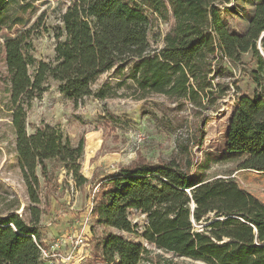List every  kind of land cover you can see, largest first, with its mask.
Listing matches in <instances>:
<instances>
[{
  "label": "trees",
  "instance_id": "trees-1",
  "mask_svg": "<svg viewBox=\"0 0 264 264\" xmlns=\"http://www.w3.org/2000/svg\"><path fill=\"white\" fill-rule=\"evenodd\" d=\"M39 1L0 0L10 94L4 107L16 132L18 163L31 203L27 223L17 213L18 202L7 203L0 196V264H44L42 197L45 189L49 199L60 169L77 187L89 183L79 162L85 140L74 146L46 123L28 133V112L32 102L49 90V79L78 106L90 97H113L105 88L94 90L95 83L117 65L134 63L129 78L139 100L162 95L204 111L215 107L223 91L216 83L223 63L241 65L250 55L256 65L250 72L256 91L237 100L225 152L243 156L239 170L264 173V0L243 34L230 31L223 18L222 7L232 0H74L61 16L50 63L34 55L40 25L32 19ZM155 17L171 19V25L163 47L151 51ZM191 167L190 159L184 164L175 158L150 163L139 157L100 180L92 211L95 223L119 232L103 240L101 262L145 261L150 250L127 240L123 235L127 233L164 253L203 264H264V204L234 178L194 181ZM132 213L146 217L142 232L132 222Z\"/></svg>",
  "mask_w": 264,
  "mask_h": 264
},
{
  "label": "rangeland",
  "instance_id": "rangeland-1",
  "mask_svg": "<svg viewBox=\"0 0 264 264\" xmlns=\"http://www.w3.org/2000/svg\"><path fill=\"white\" fill-rule=\"evenodd\" d=\"M141 2L142 0H135ZM74 0H41L32 22L37 21L40 30L34 37V55L38 60L53 62L55 59V34L61 26V16ZM260 0H232L222 7L224 21L230 31L246 32L255 8ZM39 18V19H38ZM171 25V19L164 21L153 18L150 32L151 51L163 47V38ZM0 33V196L7 203L17 201L18 214L30 223L31 203L24 184L16 153V132L7 108L9 83L3 56V39ZM264 38V37H263ZM262 38V39H263ZM262 47V43L260 44ZM134 63L117 65L103 74L94 85V90L105 88L113 97L100 100L95 97L85 99L75 106L58 89V83L48 80L49 90L32 102L28 112V133L42 123L59 129L70 138L74 146L85 140L84 155L80 159L81 173L89 183L77 187L67 171H58V182L49 193L43 192L44 214L40 229L43 244L51 250L53 244L69 239L83 232L90 240L89 248L71 250L67 245L51 251L48 260L62 264L57 254L74 259L71 264H99L103 240L110 233L119 234L95 223L90 214L98 184L101 179L112 176L123 166H128L139 157L150 163L160 160L178 159L182 164L192 162L191 174L194 181L217 178H234L242 190L252 194L264 204V173L239 170L243 156L225 152V137L237 100L243 96L252 97L256 85L251 78V70L256 68L250 55L244 57L241 65L223 63L218 71L216 83L223 89L215 107L200 111L189 102L182 104L162 95H153L139 100L136 87L129 78ZM163 120L159 123L153 115ZM186 148V149H185ZM49 200V202H48ZM48 202L49 208H45ZM6 203V204H7ZM6 205L3 206V209ZM131 220L139 226L140 232L146 225V217L132 213ZM124 237L143 244L150 254L142 264H203L190 259L174 257L152 246H147L140 237L123 233ZM87 256V257H86ZM45 264V263H44Z\"/></svg>",
  "mask_w": 264,
  "mask_h": 264
},
{
  "label": "built area",
  "instance_id": "built-area-1",
  "mask_svg": "<svg viewBox=\"0 0 264 264\" xmlns=\"http://www.w3.org/2000/svg\"><path fill=\"white\" fill-rule=\"evenodd\" d=\"M94 205H92L91 210H90V214H92ZM60 242H57L56 244H53L51 247V250L48 249H42V260L43 263L45 264H53V262H51L49 259L50 257V253L51 251H55L57 249H59L60 246H71L73 248V250H75L76 248H89V238L88 235L84 234L83 232L81 233H77L75 236H71L69 239L67 240H63ZM59 259H56V261L58 262V260L60 261V263L62 264H71L72 260L74 259V255L73 253L67 255V256H62L61 254H57ZM99 264H106L104 262H100Z\"/></svg>",
  "mask_w": 264,
  "mask_h": 264
},
{
  "label": "crops",
  "instance_id": "crops-1",
  "mask_svg": "<svg viewBox=\"0 0 264 264\" xmlns=\"http://www.w3.org/2000/svg\"><path fill=\"white\" fill-rule=\"evenodd\" d=\"M64 247H68V248L71 250V248H70L71 246H64ZM86 257H87V256H86Z\"/></svg>",
  "mask_w": 264,
  "mask_h": 264
},
{
  "label": "water",
  "instance_id": "water-1",
  "mask_svg": "<svg viewBox=\"0 0 264 264\" xmlns=\"http://www.w3.org/2000/svg\"><path fill=\"white\" fill-rule=\"evenodd\" d=\"M264 37V34L262 35V38Z\"/></svg>",
  "mask_w": 264,
  "mask_h": 264
}]
</instances>
